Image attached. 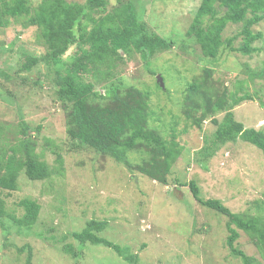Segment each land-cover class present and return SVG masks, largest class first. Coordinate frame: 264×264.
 I'll return each mask as SVG.
<instances>
[{
  "label": "rangeland",
  "instance_id": "374dc122",
  "mask_svg": "<svg viewBox=\"0 0 264 264\" xmlns=\"http://www.w3.org/2000/svg\"><path fill=\"white\" fill-rule=\"evenodd\" d=\"M32 1L34 5L39 2ZM201 2L107 0V12L132 4L150 33L173 43L168 50L156 53L148 66L134 52L118 69L126 84L152 92L150 127L167 139L175 131L182 145V156L173 166L167 185L71 141L65 110L45 76L41 77L42 86H38L36 72L22 75H28L30 82L14 76L7 80L0 72V123L6 126L0 150L5 149L4 142L12 147L22 140L23 119L30 127L36 154L52 171V176L43 181H30L21 172L15 191L0 189L5 212L0 216V264H25L27 250L20 253L19 249L26 246L33 250L34 264H128L111 249L82 246L70 236L82 231L91 220L107 221L109 226L101 237L137 254L136 264H241L226 244L228 217L200 204L189 187L180 184L195 181L201 199H217L233 213L254 215L258 201L264 197V154L238 141L223 147L208 162L207 169L200 167L194 157L203 146L204 134L185 119L182 105L192 79L210 68L213 78L237 97H252V101L235 109L236 118L246 128L264 129V41L255 40L252 47L256 51L251 55L225 49L229 40H233V48L242 46L244 40L243 25L229 23L221 34L225 48L216 60L205 58L195 35H189ZM252 31L264 36V21L253 26ZM22 47L46 52L36 27L27 26L23 19H10L7 27H0V71L8 74L10 67L23 59ZM75 51L72 47L65 60ZM223 116L220 113L216 119L221 121ZM39 126L42 130L38 133ZM215 129L210 119L203 125L208 135ZM129 157L134 164L147 159L144 151ZM24 199L34 200L41 207L31 231L19 229L8 217L23 216L19 203ZM239 233L235 246L264 264L250 237ZM64 246L81 252L80 260L76 262L64 254Z\"/></svg>",
  "mask_w": 264,
  "mask_h": 264
},
{
  "label": "trees",
  "instance_id": "16d2710c",
  "mask_svg": "<svg viewBox=\"0 0 264 264\" xmlns=\"http://www.w3.org/2000/svg\"><path fill=\"white\" fill-rule=\"evenodd\" d=\"M107 4V0H85L84 3L39 0L37 5L32 0H0V27H7L10 19H23L27 26L37 28L46 47L45 53L22 47L23 59L10 67L8 74L0 72L7 80L14 76L24 82H30V78L28 75L22 78L23 74L36 72L40 79L35 83L38 86H42L41 77L45 76L65 110L71 141L113 159L129 171L167 185L173 166L182 156V145L175 131L167 139L150 127L152 92L126 84L118 69L119 64L134 52L148 66L156 53L168 50L173 43L150 33L132 4L116 7L111 12L106 11ZM222 10L223 15L220 14ZM193 18L189 35H195L203 56L212 61L225 48L221 34L229 23L243 25L244 40L238 48H233V40H229L225 49L251 55L256 51L252 47L255 40L264 41L263 34L252 31L253 26L264 21V0H202ZM72 47L76 48L75 53L65 60ZM149 74L154 76L152 72ZM246 101H252V97L248 94L237 97L228 86L213 78L210 68L192 79L182 109L190 125L204 134L203 146L194 157L197 165L207 169L208 162L223 147L238 141L249 143L264 154V129L246 128L235 116V109ZM220 113H224L221 121L216 119ZM209 119L216 127L211 135L203 131V125ZM3 125L0 123V146L6 138V126ZM20 126L22 140L12 147L4 142L5 149L0 150V189L7 191L17 189L21 172L30 181H43L52 176L48 164L35 152L30 127L23 119ZM41 130L42 126L36 129L38 133ZM141 151L146 153L147 159L142 158L136 164L131 162L129 155ZM57 161L63 166L61 157ZM180 185L189 187L200 204L228 217L226 244L233 257L239 258L241 264H262L236 247L235 242L240 237L239 231L244 232L264 261V197L257 203L256 214H236L220 200L201 199L195 181ZM19 205L24 211L21 218L7 215L19 229L31 231L41 207L31 199L21 200ZM4 214V202L0 201V216ZM108 226L107 221L91 220L82 231L70 236L82 246L102 245L128 264H136L137 254L101 237ZM25 248L19 249L20 253L27 250L25 264H34L32 248ZM62 252L76 262L82 257L81 252L70 246L62 247Z\"/></svg>",
  "mask_w": 264,
  "mask_h": 264
},
{
  "label": "water",
  "instance_id": "95a60500",
  "mask_svg": "<svg viewBox=\"0 0 264 264\" xmlns=\"http://www.w3.org/2000/svg\"><path fill=\"white\" fill-rule=\"evenodd\" d=\"M158 80H159L160 86H161L162 88H164V85H163V82H162V79H161L160 76H158Z\"/></svg>",
  "mask_w": 264,
  "mask_h": 264
}]
</instances>
